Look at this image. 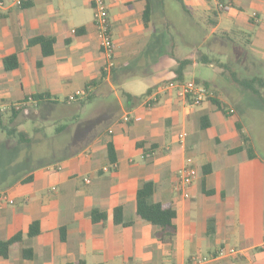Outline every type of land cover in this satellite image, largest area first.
Returning a JSON list of instances; mask_svg holds the SVG:
<instances>
[{"label":"crops","instance_id":"1","mask_svg":"<svg viewBox=\"0 0 264 264\" xmlns=\"http://www.w3.org/2000/svg\"><path fill=\"white\" fill-rule=\"evenodd\" d=\"M0 1L4 4L0 10V108L20 106L14 122L18 131L28 134L27 123L33 124L36 118L46 124L34 128L33 136L28 134L31 143L20 147L36 142L47 150L62 151L11 180L0 176V194L14 202L9 206L0 201V241L21 236L0 264H193L194 257H213L220 248H234L242 255L206 264H264V253L256 251L264 248V160L256 153L253 159L244 151L229 153L240 145L236 123L242 124L236 114L223 115L210 101L187 108L172 94H160L151 107L146 105L158 85L175 78L176 60L193 62L184 81L197 71L200 63L193 56L204 39L199 45L193 42L197 33L189 29L191 20L206 36L197 21L207 22L216 13V26L208 36H236L239 49L264 63V21L251 19L253 13L264 17V0H182L190 16H181L188 22L190 43L198 49L181 55L188 47L180 44L172 57L171 35L156 15L158 3L152 2V19L145 27L141 18L145 0H106L115 67L105 78L93 25V0ZM27 1L32 3L29 7H20ZM225 3L232 10L218 12L216 5ZM164 16L169 19L165 11ZM39 37L53 40L49 56L30 44ZM11 56L18 67L5 71L2 61ZM192 81L206 85L227 110L232 107L228 102L236 98L230 87L217 89L206 80ZM88 85L86 104L95 112L82 104L87 97L69 100ZM123 93L145 97L131 107ZM44 94L49 98L32 100ZM254 106L264 111L259 101ZM12 112L0 114L4 123ZM181 132L186 133L182 146L177 142ZM6 142L7 150L18 146ZM109 144L114 162L108 157ZM187 158L192 159L198 177L189 200H184L173 192V185ZM145 182L154 185L151 202L169 204L175 210V233L165 242L158 240L156 227L135 217L136 192ZM116 208L122 209L123 221L131 226L114 224ZM94 210L106 214L104 225L92 223ZM210 219L214 230L208 235ZM34 222L39 224V235L28 238Z\"/></svg>","mask_w":264,"mask_h":264},{"label":"rangeland","instance_id":"2","mask_svg":"<svg viewBox=\"0 0 264 264\" xmlns=\"http://www.w3.org/2000/svg\"><path fill=\"white\" fill-rule=\"evenodd\" d=\"M165 6H169L167 9L170 11L171 16L168 14L167 10L164 9ZM159 9L156 15H158L161 25L166 24V30H168L171 35L172 45L170 44L168 46L169 55L175 48L179 49L181 46L180 44L188 47V49L182 50L181 55H188L190 52L198 49L197 46L195 47L194 44L190 43L192 41L190 40L191 32L189 29L194 30L195 33L199 32L194 25V23H196L194 19V23L191 20V26L187 29L188 23L186 19L181 16L183 12L175 2L171 1L168 4L165 3ZM164 11L169 19L164 16ZM197 24L202 31L206 33V36L203 38V44L200 45L201 48H199V52L196 54L194 52V60H197L200 55H207L212 59L219 60L222 64H228L227 66L230 71L237 74L238 77L249 78L255 75L264 77V63L259 64V61L252 59L249 54L244 52V49H239L236 46V42H234L236 41V36L232 37L233 42L224 41L221 38V34L208 36L211 27L207 25L206 21H197ZM186 78L190 81H192L193 78L197 80H206L211 82L217 89H228L230 87L232 91H235V96L233 97L236 99L228 102V104L232 106L228 111L232 114H236V121L239 120L246 136L251 138V144L255 153L264 160V111L261 110V106H258V109L255 108L254 105L258 103V100L250 93L242 91L237 86L232 85L229 72L220 66L214 65L210 68L209 65L199 64L197 71H193L192 74H187ZM227 84H229V86ZM236 89L241 92V94H238ZM233 104L234 106L236 104L235 110L232 109L234 107ZM86 109H88L87 111H96L93 106H89L88 104H86ZM233 119L235 120L234 117ZM230 121L232 122L233 120ZM44 125L46 124H44L42 120L36 118L33 124L31 121L27 123L26 130L29 135L33 136L32 130L34 128H41ZM4 143H7L6 137L5 134L0 131V170L1 172L10 171V175L6 177L8 180L22 170L31 168L32 166L34 167L38 163L50 160L55 154L62 153L60 148L53 149V151L47 150L41 143L36 142L33 145L21 146L12 150H7L4 147ZM59 144H62V142Z\"/></svg>","mask_w":264,"mask_h":264},{"label":"trees","instance_id":"3","mask_svg":"<svg viewBox=\"0 0 264 264\" xmlns=\"http://www.w3.org/2000/svg\"><path fill=\"white\" fill-rule=\"evenodd\" d=\"M175 2L180 10L183 12V14H186L190 16V12L184 7L182 0H145V8L141 14L142 22L145 27L151 22L152 19V2L158 3L157 5L159 7L163 6L165 3L168 4L169 2ZM31 1L23 2L21 3L20 7L27 8L31 5ZM169 7V6H168ZM165 6L164 9L168 8ZM221 13V11H218ZM217 15L216 13H212L211 17L207 20V25L210 27L216 26L217 21ZM187 22V21H186ZM188 23V22H187ZM191 22H189V25ZM195 25V24H194ZM204 34L201 32H198L196 34V37L193 39V42H196L198 45L203 40ZM221 38L224 41L233 42V39L226 34H221ZM53 40L48 38H36L33 41L30 42V44H35L40 46L42 56H49L52 54V47H53ZM194 44V46H198L197 44ZM172 57V55H170ZM198 63L202 65H215L220 66L221 68L227 70L231 76L232 83L237 86L242 91L248 92L251 95H253L260 103L264 106V77H261L259 75H255L252 77H238L237 74H234L230 71L228 64H222L219 60H215L212 58H209L207 55H200L197 60ZM3 68L5 71H12L18 67V62L15 56L7 57L3 59ZM193 62L189 59L184 60H176V67L174 68V74L175 78L173 81L175 82H184V73L188 66H190ZM262 62H259L261 64ZM102 77L105 78V74L102 71ZM197 85H201L199 82H195ZM90 85H88L89 87ZM205 88H207L206 85H203ZM91 87V86H90ZM151 91H148L146 93L149 94ZM123 98L126 101V104H128L131 107H134L138 105L145 96L142 97H133L129 94L123 93ZM49 98L48 94L44 95H37L32 97V100L34 102H39L43 99ZM85 99V98H84ZM89 101V98L82 102V104H86ZM210 103L223 115H232L230 111L226 109L225 106H223L220 102L215 100L214 98L209 99ZM18 111H13L11 116L9 117L7 123L3 122V119L0 117V131L5 134L6 140L15 142L18 146L16 148H19L20 145H28L31 143L32 139L29 138V135L25 133L24 131H18L17 126L14 125L15 120L18 116ZM204 128V125L201 127ZM236 130L238 131V142H240L239 147L234 149L233 151H230V154L239 153L241 151H244L247 154V157L249 159H253L255 157V151L252 147V144L250 143V139L248 136H246L243 133L242 126L239 123H236ZM108 157L111 162H114L113 160V150L108 145ZM45 162V161H44ZM1 165V160H0ZM1 169V166H0ZM10 171H4L1 172L0 170V176H8ZM203 174H206V172L203 171ZM11 180V179H9ZM29 181L26 179V181ZM4 185V183L2 184ZM154 193V185L151 182H145L142 183L137 192H136V199H135V217L136 219L143 221L153 227H156L158 229L157 238L161 242H165L164 240L166 238L170 239L174 236L175 233V227L173 225V222L176 218L175 210L172 208L169 204H160V203H153L151 202V197ZM106 214L103 212H99L97 210H94L90 213V219L92 223L94 224H102L104 225L106 222ZM113 222L115 225H121L122 227H129L132 225L131 222H125L123 221V214L121 208H116L113 211ZM213 221L210 219L207 223V234L211 235L213 233ZM39 224L37 222L32 223L29 226V232H28V238H35L39 235ZM63 237V236H62ZM21 236L16 235L15 237L6 240V241H0V259L5 260L10 256L11 253V247L15 245L16 243L20 242ZM258 253L262 254L264 253V248L257 249ZM23 257L27 258L26 252H23Z\"/></svg>","mask_w":264,"mask_h":264},{"label":"built area","instance_id":"4","mask_svg":"<svg viewBox=\"0 0 264 264\" xmlns=\"http://www.w3.org/2000/svg\"><path fill=\"white\" fill-rule=\"evenodd\" d=\"M4 8L3 2L0 1V10ZM232 6L228 3L217 4L216 9L221 12H229L232 10ZM93 25L95 28L96 39L103 60L102 71L106 76L112 73L115 67V56H114V45L110 33V25L108 18V8L106 0H93ZM251 19L256 23L264 21V17H259L256 13L251 15ZM90 87L86 86L75 95L69 98L70 101H76L84 99L89 94ZM160 94H172L173 98L185 107H197L214 98L213 94L202 85H197L194 81L175 82L170 80L166 83L161 84L156 88L155 94L152 96L150 101L146 103L148 107L157 100V96ZM19 111L20 106L9 105L0 108V114L6 111ZM231 113V112H230ZM186 139V133L181 132L177 136V142L179 145H184ZM198 177V170L196 169L192 159L187 158L184 164L178 169L175 176V183L173 185V192L179 194L182 199L189 200V191L193 186L195 180ZM0 201L5 205H13L14 202L9 199L5 193L0 194ZM2 209L0 205V210ZM242 255L240 250L234 248H220L215 252L213 257H194L191 262L193 264H206L209 261L216 259H229L236 258Z\"/></svg>","mask_w":264,"mask_h":264}]
</instances>
